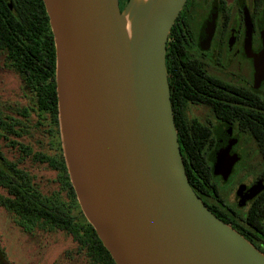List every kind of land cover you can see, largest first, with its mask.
<instances>
[{"label": "water", "instance_id": "95a60500", "mask_svg": "<svg viewBox=\"0 0 264 264\" xmlns=\"http://www.w3.org/2000/svg\"><path fill=\"white\" fill-rule=\"evenodd\" d=\"M43 1L56 47L68 172L85 218L115 263L264 264V253L206 207L186 173L166 54L189 0H129L124 10L119 0ZM243 16L251 46L245 6ZM206 29L214 31V19ZM260 29L257 82L264 79ZM223 152H215L214 174L227 180L233 162Z\"/></svg>", "mask_w": 264, "mask_h": 264}, {"label": "trees", "instance_id": "16d2710c", "mask_svg": "<svg viewBox=\"0 0 264 264\" xmlns=\"http://www.w3.org/2000/svg\"><path fill=\"white\" fill-rule=\"evenodd\" d=\"M263 9L264 0H256V14ZM175 29L176 25L171 32ZM56 63L44 1L11 0L10 7L0 0V72L18 76L27 101L0 107V207L26 234L63 233L70 238L75 245L67 253L70 260L116 264L85 218L70 179L60 132ZM171 101L186 173L205 204L206 197L219 195L225 183L200 158L205 134L191 142L179 127L172 92ZM206 207L262 252L255 239L264 242V196L248 211L240 210L237 224ZM0 264H9L2 249Z\"/></svg>", "mask_w": 264, "mask_h": 264}, {"label": "flooded vegetation", "instance_id": "af4514ba", "mask_svg": "<svg viewBox=\"0 0 264 264\" xmlns=\"http://www.w3.org/2000/svg\"><path fill=\"white\" fill-rule=\"evenodd\" d=\"M119 1L124 10L129 0ZM255 2L189 0L169 35L166 54L179 127L191 142L205 134L200 158L212 165L213 174L218 148L233 162L227 180L222 173L214 174L225 187H219V195L207 196L205 204L236 224L240 210L248 211L264 196V190L256 191L264 185V79L256 80V58L263 51L264 9L256 14ZM244 6L253 22L251 46L246 42ZM212 19L213 32L206 29ZM225 191L233 192V204ZM252 191L257 193L244 204ZM255 240L264 253V242Z\"/></svg>", "mask_w": 264, "mask_h": 264}, {"label": "rangeland", "instance_id": "374dc122", "mask_svg": "<svg viewBox=\"0 0 264 264\" xmlns=\"http://www.w3.org/2000/svg\"><path fill=\"white\" fill-rule=\"evenodd\" d=\"M26 103L18 76L1 71L0 107L22 106ZM228 184L227 186H231V182ZM223 194L233 204V192L225 191ZM74 248L72 240L63 233H24L0 207V249L5 252L9 264H80L79 261L68 258L67 253Z\"/></svg>", "mask_w": 264, "mask_h": 264}, {"label": "bare ground", "instance_id": "6f19581e", "mask_svg": "<svg viewBox=\"0 0 264 264\" xmlns=\"http://www.w3.org/2000/svg\"><path fill=\"white\" fill-rule=\"evenodd\" d=\"M146 1V0H145Z\"/></svg>", "mask_w": 264, "mask_h": 264}]
</instances>
